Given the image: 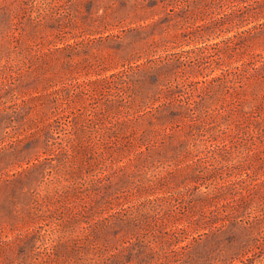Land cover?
<instances>
[{"label": "rangeland", "instance_id": "1", "mask_svg": "<svg viewBox=\"0 0 264 264\" xmlns=\"http://www.w3.org/2000/svg\"><path fill=\"white\" fill-rule=\"evenodd\" d=\"M0 264H264V0H0Z\"/></svg>", "mask_w": 264, "mask_h": 264}]
</instances>
